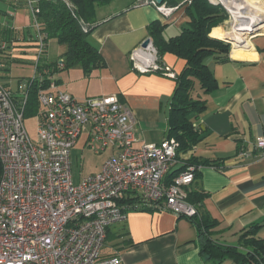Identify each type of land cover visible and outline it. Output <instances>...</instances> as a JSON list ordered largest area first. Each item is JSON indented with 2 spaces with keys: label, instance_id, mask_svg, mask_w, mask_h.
Listing matches in <instances>:
<instances>
[{
  "label": "crops",
  "instance_id": "obj_1",
  "mask_svg": "<svg viewBox=\"0 0 264 264\" xmlns=\"http://www.w3.org/2000/svg\"><path fill=\"white\" fill-rule=\"evenodd\" d=\"M142 2L113 0L97 7L91 41L105 67L90 76L81 67L73 68L77 71L74 80L69 76L56 79V73L52 76L60 91L79 100L117 96L136 118L139 142L134 144L135 149L168 139V109L176 88L175 76L182 73L186 62L166 54L160 64L170 73L142 74L134 68L131 56L146 40L154 43L148 34L151 24L164 25L163 37L170 40L190 22L187 6L179 7L166 18L154 6L141 5ZM7 31L12 32V42L7 43V52L0 56L6 65L0 68V83L18 95L35 74L37 32L27 0H0V43L7 42ZM52 41L48 42L43 64L54 68L56 62L49 55ZM250 42L249 51L236 54L238 60L232 53L227 61L212 57L205 61L218 89L206 96L205 111L191 118L202 140L179 156L176 169L192 163L202 167L187 189L188 194H207L202 212L220 224L214 241L238 248L240 237L255 226L256 239L264 242V152L256 147L257 138L264 139V34ZM61 59L62 56L58 61ZM76 82L83 83V87H71ZM84 144L87 147V141ZM243 153L247 156L242 157ZM108 232L101 256L119 257L121 264H216L201 255L195 224L170 212L133 211L124 224ZM239 250L243 252L241 247ZM220 264L238 263L226 259Z\"/></svg>",
  "mask_w": 264,
  "mask_h": 264
},
{
  "label": "built area",
  "instance_id": "obj_2",
  "mask_svg": "<svg viewBox=\"0 0 264 264\" xmlns=\"http://www.w3.org/2000/svg\"><path fill=\"white\" fill-rule=\"evenodd\" d=\"M193 1L184 0L181 6ZM215 1L228 10L223 1ZM27 4L37 32L35 74L18 95L0 83V264H121L119 257L101 256L108 231L124 224L130 212L142 209L196 216L187 189L202 167L185 164L167 185V176L180 165L175 139L135 149L136 118L117 96L79 100L60 91L52 76L64 68L63 61L57 62L54 72L39 70L48 35L38 20L37 1L27 0ZM141 5L154 6L166 18L181 7L165 8L153 0H143ZM83 30L89 31L86 25ZM7 50L8 44L1 43L0 56ZM131 60L142 74L170 73L160 64L151 40L147 48L135 50ZM5 66L0 60V68ZM45 78L52 83L38 92L33 140L25 125L29 88ZM84 134L95 155L108 150L111 155L99 173L75 185L71 153ZM256 147L264 152L263 138H257Z\"/></svg>",
  "mask_w": 264,
  "mask_h": 264
},
{
  "label": "trees",
  "instance_id": "obj_3",
  "mask_svg": "<svg viewBox=\"0 0 264 264\" xmlns=\"http://www.w3.org/2000/svg\"><path fill=\"white\" fill-rule=\"evenodd\" d=\"M36 1V7L40 10L38 20L42 31L48 35V42L53 40L66 48L61 59L64 68L59 71L81 67L84 74L90 76L95 70L105 67L98 48L91 41V34L95 28L97 7L108 5L113 0ZM182 1L184 0H167L164 4L177 7ZM226 3L231 5L234 0H226ZM68 4H71L73 8H69ZM186 13L190 19L188 26L179 36L170 40L164 39L165 26L160 22H155L148 27V34L154 40L159 58L171 54L186 62L182 73L175 76L176 88L168 109L170 126L168 139H175L179 144L178 158L201 142L202 134L193 125L191 118L205 111L206 96L218 89V83L205 61L210 57L218 61H227L231 52V46L228 43L211 37L212 30L227 20V13L222 6L213 5L207 0H194L192 5L187 6ZM84 25L88 27V32L83 30ZM11 37L12 32L7 31L6 43L12 42ZM41 63L39 70L53 67L44 65L43 61ZM56 64L57 62L52 68L53 72L56 70ZM51 83L45 78L42 83L34 82L30 85L26 118L36 116L39 110L38 92L42 88L49 87ZM184 169L185 167H182L168 175L166 184H172ZM2 173L3 166L0 161V181ZM206 196L204 192L188 194V202L196 208L197 215L187 219L197 227L201 255L216 264L226 259H232L238 264H264V242L256 239L257 226L252 227L240 237L239 248L241 247L243 252L238 247L220 245L214 241L215 232L220 224L203 214L201 205ZM140 211L159 210L142 209Z\"/></svg>",
  "mask_w": 264,
  "mask_h": 264
},
{
  "label": "rangeland",
  "instance_id": "obj_4",
  "mask_svg": "<svg viewBox=\"0 0 264 264\" xmlns=\"http://www.w3.org/2000/svg\"><path fill=\"white\" fill-rule=\"evenodd\" d=\"M207 1L213 5L222 6L223 9L227 13V20L220 23L217 26L219 28L216 27L217 29H215L213 32H221L222 31L220 34L227 33L230 35L229 37L236 39L234 36H236L238 34H236L234 32V30H235V27L238 25L239 20H237L235 18L234 10H232L230 7H228L225 3L224 4L228 7V10L224 7V5H222V4L220 5L215 0H207ZM212 1H215L216 4H214ZM238 2H239V0H234L235 4H237ZM181 4L179 6H181ZM233 4H231V5H233ZM162 7L173 8V7L166 5V4H163ZM229 31H233V32L230 33ZM213 32H212V34H213ZM215 35L216 34H214V36ZM223 37H226V36L223 35ZM243 38H246V40L250 41V38L248 36H243ZM54 42L55 41L51 42L49 55L53 60H55V62H57L59 60V57L64 54V51L66 50V48L64 46L58 45L57 43H54ZM229 45L231 46L230 54H232L235 45L234 46L232 44H229ZM55 73H56L55 74L56 79H57V77H60V76L63 78H68V76H69L71 80H74V75L77 74V71H76V69L75 70L72 69V71L71 70L55 71ZM82 84L83 83H81V82L80 83H78V82L71 83V87H78V88L83 87ZM25 125H26L28 132H29V135L31 136V138L33 140H35L36 139V122H35V119L33 117H27L25 120ZM86 141H87V134H84L81 137L79 144L72 151V175H73V181H74L75 185L79 184V182L83 176L87 177V176L96 174L97 171L99 170V168L102 166L103 162L106 161L110 157V154H111V151L108 150L103 155H100V156L95 155L94 152H92L89 148H87L85 146L84 143Z\"/></svg>",
  "mask_w": 264,
  "mask_h": 264
},
{
  "label": "bare ground",
  "instance_id": "obj_5",
  "mask_svg": "<svg viewBox=\"0 0 264 264\" xmlns=\"http://www.w3.org/2000/svg\"><path fill=\"white\" fill-rule=\"evenodd\" d=\"M221 1H223V3L234 10L235 18L239 20L238 25L234 30V32L238 35L235 34L236 36L234 37L236 39H232L240 44H245L242 46H234L233 57L238 60L236 54L239 51H249L252 47L251 42L249 40H246V38H243V36H247L248 32L251 31V28L255 23L263 22V25H261L260 28L264 30V4L261 0H239L237 4L234 3L233 5L227 4L226 0ZM221 32H214V34H216L217 36L215 35L213 37L221 40L231 38L229 37V34H220ZM223 35L226 37H223Z\"/></svg>",
  "mask_w": 264,
  "mask_h": 264
},
{
  "label": "water",
  "instance_id": "obj_6",
  "mask_svg": "<svg viewBox=\"0 0 264 264\" xmlns=\"http://www.w3.org/2000/svg\"><path fill=\"white\" fill-rule=\"evenodd\" d=\"M153 1L158 6H162L167 0H153ZM259 23H255L254 26L251 28V31L248 32L247 36L250 39H254L257 36H260V35L264 34V30L260 28L261 25H263V22H259ZM223 41H225L228 44H232V45H238V46L244 45V44L238 43L237 41L233 40L232 38H226V39H223ZM149 43H150V40H146L145 42H143V44L141 45V47L145 49V48L148 47Z\"/></svg>",
  "mask_w": 264,
  "mask_h": 264
}]
</instances>
